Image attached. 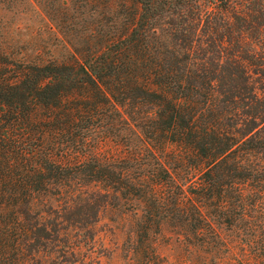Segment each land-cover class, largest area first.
Returning <instances> with one entry per match:
<instances>
[{
    "label": "trees",
    "instance_id": "16d2710c",
    "mask_svg": "<svg viewBox=\"0 0 264 264\" xmlns=\"http://www.w3.org/2000/svg\"><path fill=\"white\" fill-rule=\"evenodd\" d=\"M74 2L65 58L0 32V264H84L126 205L130 264H179L166 231L189 261L264 264V0Z\"/></svg>",
    "mask_w": 264,
    "mask_h": 264
},
{
    "label": "rangeland",
    "instance_id": "374dc122",
    "mask_svg": "<svg viewBox=\"0 0 264 264\" xmlns=\"http://www.w3.org/2000/svg\"><path fill=\"white\" fill-rule=\"evenodd\" d=\"M53 9L60 13L54 15ZM86 11L87 9L77 10L74 0H18L1 6L0 32L15 53L33 57L40 55L43 60H60L68 55L69 43L74 44L78 40L77 35H88L86 29L89 18ZM104 12L102 9V13ZM178 152L177 146H171L169 158L172 166L181 169L182 163L174 161ZM182 170L181 177H188V169L183 167ZM131 221L132 215L127 205L103 209L93 227L94 239L91 245L81 249L80 259L83 263L130 264L127 238L131 237ZM222 232L225 238L238 241L233 233L224 229ZM159 247L170 262L178 260L179 264H198L189 261L184 248L170 238L167 231L159 239ZM245 250L248 249L235 245V255L230 256L225 264H252L250 261L246 263L243 258Z\"/></svg>",
    "mask_w": 264,
    "mask_h": 264
}]
</instances>
